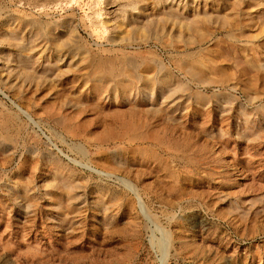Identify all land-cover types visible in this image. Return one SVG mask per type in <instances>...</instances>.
<instances>
[{"label": "rangeland", "instance_id": "1", "mask_svg": "<svg viewBox=\"0 0 264 264\" xmlns=\"http://www.w3.org/2000/svg\"><path fill=\"white\" fill-rule=\"evenodd\" d=\"M261 1L137 0L143 8L131 18L141 29L132 37L125 25L128 0H0V108L17 114L24 127L23 140L10 153L0 151V264H264ZM168 6L174 11L172 29L159 20ZM195 14L208 20L200 29L203 41L194 48L204 56L212 53L216 75L210 74L212 68H203L207 83H188L194 92L208 96L221 92L223 98L217 103L184 98L177 110L171 102L167 107L139 99L107 104V98L86 95L87 85L76 79L85 67L43 68L46 40H39L30 52V29L22 28V23L45 20L58 39L68 25L63 19L72 20L71 37L91 52L104 54L123 46L124 35L131 36L130 52L156 51L187 82L176 65L183 42L171 44L170 37L173 33L189 37L184 24ZM147 16L162 27L166 47L149 38L145 29L154 26L142 20ZM102 21L109 22L105 26ZM118 22L121 28L116 27ZM12 30L19 33L20 54L14 41H8ZM109 36L119 38V46L111 48ZM22 56L32 60L25 69L27 76H21L18 66ZM222 76L226 79L218 82ZM66 100V107L57 109ZM40 108L71 120L91 138H100L106 126L117 128L122 119L128 121L132 109L137 123L143 117L152 120L147 128L154 141L125 146L111 159L108 151L123 145L111 141L108 150L94 149L41 116ZM139 126L146 129L143 123ZM79 143L86 152L83 159ZM31 144L35 149L28 152L25 148ZM44 149L73 170L74 191L68 194L62 185L52 183L58 169L40 158ZM180 156L188 157L187 162ZM120 181L131 182L135 191H127ZM165 231L174 241L166 259L158 247Z\"/></svg>", "mask_w": 264, "mask_h": 264}, {"label": "bare ground", "instance_id": "2", "mask_svg": "<svg viewBox=\"0 0 264 264\" xmlns=\"http://www.w3.org/2000/svg\"><path fill=\"white\" fill-rule=\"evenodd\" d=\"M206 1L207 0H204V2ZM136 2L137 0H128V2L125 4V8L128 7L131 9L130 10L127 8L128 10H125L126 13L125 19L127 20V22H125V25L130 29V33L132 37L133 35L138 33L141 29L135 23L134 19L131 18L132 17L131 15L135 14L134 12L137 11V14H139L140 9L143 8V5L139 6L137 5ZM260 5L262 9L261 11H263L264 0L260 2ZM166 9L167 10L165 11L163 17L159 18V20L161 23L164 24L168 23V25H170L169 29H172V25H175V23L172 22L174 19L172 12L174 11L171 9L170 6L166 7ZM130 11L131 13H129ZM98 12L99 11L96 12L97 16L99 15ZM145 18L146 19H142L143 21H146L145 23H147L150 27L154 26L153 28L145 29V31L149 34V38L154 41L161 42V45L165 46L166 43L165 42L163 43V38L167 39L168 37L165 38L164 35L162 36V27H158V23L155 22L153 18L148 16ZM207 20H208L207 16L200 17V15L195 14V16L189 18L187 22L184 24V30L189 32V37L186 35L180 36L177 33L176 34L173 33V36L170 37L171 44H175L179 41L183 42L182 47L184 48L181 51L183 53H179L180 55L182 54V57L177 61L178 64L176 65H178V68L181 71H183V73H185V75L184 74L183 75L185 76L187 82L182 79H179L177 76V73L179 74L178 70L176 69L177 71H175L174 68L173 70L169 66H166L162 62L163 59L161 60L159 58V55L157 54L156 51H152V50L145 51L147 53L146 55H142L141 54L142 51L137 52L136 50L138 49H134L132 52H130L128 49L129 48L131 49V46H133L131 45L132 44L131 42L133 41V38L131 36L126 37V35H124L125 38H123V41L125 42V44L123 46H119L117 44L116 42L117 37L115 36L107 37L106 42L108 45H110L111 48H114L116 46H119L120 48L110 49L108 50L107 54H104L103 52H95V53L91 52L85 46V44L71 37L72 34L71 32L73 30V29L71 30V28H74L73 23H71L72 20H69L70 22H66L63 19V24L68 23L67 26L70 25L71 26L69 28L66 26L67 29L63 34L62 32L59 34L58 39H54V35H55L54 33L56 32V30L54 29V27H52L53 25L45 20L44 21L36 20L35 22L31 21V22L22 23V28L30 29V33H29L30 37H29V41L27 42L29 46L28 49L30 52H32V50L35 51V46H38L37 43L39 40L40 42L46 40L44 42L45 46L44 48H42V52H41L44 53L46 57L45 60L43 59L44 61L41 64L43 68L50 67L53 64L62 65L66 69L70 66L73 68L76 67L78 68L81 66L85 67L86 72L78 74L76 79L77 81H79L80 85H87L88 90L86 95H94L95 99L98 98L101 100H105L107 98V102H106L107 104L112 103L113 102L112 100L125 101L131 99H135V100L139 99V100H143L144 102H151V103L159 102L161 106L167 107L168 103L171 102L174 103V105H172L173 109L177 110L176 106L181 104L184 98L193 99V100L199 99V101L209 98V99H213L215 103H217L216 101L219 100L220 98H223V93L221 92L213 93L211 96H208L202 94L203 92H194L192 90V87L190 86L191 83L192 85H205V83H207L206 79H204L202 76L203 68L204 69L208 68L209 70L212 68L213 71L210 72V74L213 76L216 75L213 74L215 72V63L211 61L214 60L211 59L213 57L212 53L209 51V54H207V56H204L200 49L194 48L196 45H200L203 41L202 38L204 34L200 35V29L205 28L203 27V25ZM108 22L102 21V23L105 24V26L106 23L108 24ZM116 27L121 28L122 24L118 22ZM123 30L126 29L124 28ZM10 34L11 35L8 41H12V42L14 41L13 44L14 49L17 51L18 54L22 53L21 51L23 50L21 49V46H19L18 43V37H19L18 31L12 30ZM121 34H123V32ZM165 35H167V33H165ZM117 39L119 40V38ZM48 40L51 41L48 43L47 42ZM30 63H32V60L30 59L29 56L28 57L22 56L18 64V66L20 67V71H22L21 76H23V74L24 76H27V74L25 73L26 72L25 69ZM249 65L251 67L256 66L254 62L249 63ZM204 72L205 70L203 71V73ZM28 78L30 79V77ZM222 79H226V77L222 76L220 79L217 78L218 82L221 81ZM188 81L190 84L188 83ZM67 101L68 100H66L65 102L60 101V105L58 106L57 109H61L63 106L66 107ZM46 102L50 103L48 101ZM75 105H76L75 102L73 103L71 102V106H75ZM14 106H16V104ZM78 106L81 107L80 103H78ZM88 106L97 109L95 105H88ZM3 108H0V151H2L3 153H10L14 148V144L20 139L23 140L21 130L24 127L22 126L21 120L19 119L17 114L9 110H6L7 109L6 107H5L6 109ZM77 109H76L77 111L76 113L81 114L82 109L81 108H77ZM38 110L41 116H44L46 119L52 120V122H54L55 125L61 127L62 131H64L68 135H71L72 137H81L84 144H89L90 146H93L94 149L108 150L111 146V141H117L119 144L123 145V147L121 148H116L115 150L113 149L108 151L109 158L111 159H116L115 157L117 156L119 149L122 150L124 149L125 146L130 147L134 144L136 145L142 143L153 144L154 141V137L150 135L149 130L147 128L148 126H150V124H152L151 122L152 120L150 121V118L147 117V119H145L142 116L143 117L142 122L137 123V120L132 116L135 115V111L132 109H129L131 118L128 119V121L122 119V121L119 123V127L112 128L111 126L107 127L106 125H104L106 126L104 127V134L101 135L100 138L99 136L96 137L97 135L91 138L90 135L84 134L83 131H81V128L73 124L71 120L64 118L63 116H56V115L52 116V113H50V111L47 110L46 108L45 109L40 108ZM18 111H20V113L24 115L27 114L26 112H23V110L22 111L18 110ZM145 112L147 113L148 111ZM116 114L119 115V112ZM142 123L146 125L145 130L139 128L140 127L139 125ZM81 146L83 145L79 143V145L76 147L80 158L83 159L84 157H86V152L84 148ZM25 149L28 152L29 151L32 152L34 151L35 146L31 144L29 145V147L26 146ZM141 151L142 150H140L139 152ZM150 157H154V155H150ZM40 158L43 159V162H45V164L48 162L50 164H53L55 168L58 169L56 174V176L58 177L55 176L52 179V183L55 182V187L62 185L63 189L65 191H68V194L69 192L75 190L76 183H74V181H71V177L72 178L74 177L73 170L64 167L57 157L53 156L45 149L41 151ZM180 158H182L183 163H186L188 160V157L180 156ZM120 183H122V187H124L129 192H134L136 189V188L134 189V185H131V182L128 183L127 181H120ZM145 214L147 213L145 212ZM172 242H174L172 237L169 235L167 231H165L162 241H160L158 244L159 249H161V251L164 252L165 259L167 258L165 254L167 255L169 254L168 250L171 248V245L173 244ZM160 261L162 262L163 259H161Z\"/></svg>", "mask_w": 264, "mask_h": 264}]
</instances>
